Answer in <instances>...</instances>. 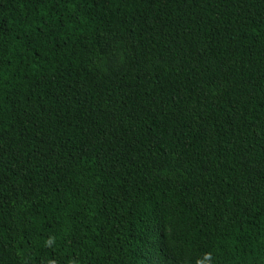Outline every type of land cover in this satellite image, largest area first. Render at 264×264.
Instances as JSON below:
<instances>
[{
    "label": "trees",
    "instance_id": "1",
    "mask_svg": "<svg viewBox=\"0 0 264 264\" xmlns=\"http://www.w3.org/2000/svg\"><path fill=\"white\" fill-rule=\"evenodd\" d=\"M0 264H264V0H0Z\"/></svg>",
    "mask_w": 264,
    "mask_h": 264
}]
</instances>
